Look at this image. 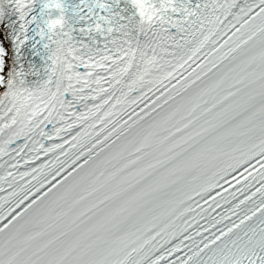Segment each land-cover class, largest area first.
Here are the masks:
<instances>
[{
    "label": "snow or ice",
    "instance_id": "6c2138e0",
    "mask_svg": "<svg viewBox=\"0 0 264 264\" xmlns=\"http://www.w3.org/2000/svg\"><path fill=\"white\" fill-rule=\"evenodd\" d=\"M0 264H264V0H0Z\"/></svg>",
    "mask_w": 264,
    "mask_h": 264
}]
</instances>
